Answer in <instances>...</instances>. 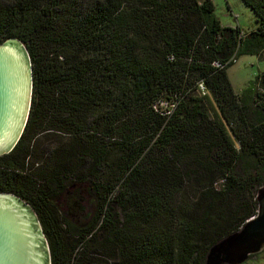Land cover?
I'll list each match as a JSON object with an SVG mask.
<instances>
[{
	"label": "trees",
	"instance_id": "trees-1",
	"mask_svg": "<svg viewBox=\"0 0 264 264\" xmlns=\"http://www.w3.org/2000/svg\"><path fill=\"white\" fill-rule=\"evenodd\" d=\"M243 2L247 34L212 0H0V45L18 40L33 72L0 194L33 208L51 264H205L258 215L264 72L239 95L227 71L264 55V0ZM74 188L92 201L80 220L53 200Z\"/></svg>",
	"mask_w": 264,
	"mask_h": 264
},
{
	"label": "water",
	"instance_id": "water-1",
	"mask_svg": "<svg viewBox=\"0 0 264 264\" xmlns=\"http://www.w3.org/2000/svg\"><path fill=\"white\" fill-rule=\"evenodd\" d=\"M33 99L31 59L16 39L0 45V155L13 151L29 120ZM256 217L211 247L205 264H243L264 248V188ZM0 264H51L41 222L25 201L0 194Z\"/></svg>",
	"mask_w": 264,
	"mask_h": 264
},
{
	"label": "rangeland",
	"instance_id": "rangeland-1",
	"mask_svg": "<svg viewBox=\"0 0 264 264\" xmlns=\"http://www.w3.org/2000/svg\"><path fill=\"white\" fill-rule=\"evenodd\" d=\"M203 1L204 0H199V2ZM212 1L215 5V16L221 21L223 26L233 28L239 27L245 34L257 28L258 22L256 14L243 2V0ZM262 72H264V55L260 58L253 54L239 57L237 62L227 71L233 89L239 95L250 88L253 89V94L262 91V85L257 81L258 76H260ZM217 112L218 108L213 104L211 113L214 114ZM44 145L48 148L50 146L48 143ZM76 190L77 188H74L71 192L77 193ZM66 195H64L60 201V204L63 206L61 212H71L73 214V219L77 220L80 214H83V211L86 214H90L93 211L92 201L85 192H80L78 196L74 195V199L69 202H67L68 198ZM78 220H80V218ZM247 261V263H244L264 264V248L259 253L250 256Z\"/></svg>",
	"mask_w": 264,
	"mask_h": 264
},
{
	"label": "flooded vegetation",
	"instance_id": "flooded-vegetation-1",
	"mask_svg": "<svg viewBox=\"0 0 264 264\" xmlns=\"http://www.w3.org/2000/svg\"><path fill=\"white\" fill-rule=\"evenodd\" d=\"M74 195L78 196L77 193H73V192H70V193H67V198H68V201L69 202L70 200L74 199ZM61 193H60V189H57V191L55 192L54 196H53V200L55 202V205L57 206V208L60 209V201H61ZM28 204V203H27ZM29 205V204H28ZM263 205H264V200H263Z\"/></svg>",
	"mask_w": 264,
	"mask_h": 264
}]
</instances>
